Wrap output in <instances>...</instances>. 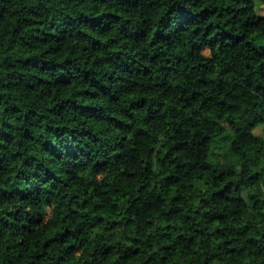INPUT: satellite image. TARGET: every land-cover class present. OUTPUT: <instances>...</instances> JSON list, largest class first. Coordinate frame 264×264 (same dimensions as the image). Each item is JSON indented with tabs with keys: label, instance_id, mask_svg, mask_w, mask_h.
Instances as JSON below:
<instances>
[{
	"label": "clouds",
	"instance_id": "clouds-1",
	"mask_svg": "<svg viewBox=\"0 0 264 264\" xmlns=\"http://www.w3.org/2000/svg\"><path fill=\"white\" fill-rule=\"evenodd\" d=\"M0 264H264V0H0Z\"/></svg>",
	"mask_w": 264,
	"mask_h": 264
}]
</instances>
